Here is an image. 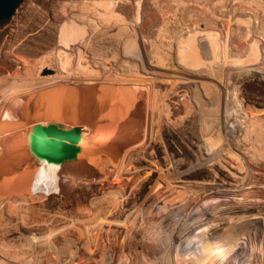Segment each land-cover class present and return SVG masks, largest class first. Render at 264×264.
Instances as JSON below:
<instances>
[{
    "label": "rangeland",
    "instance_id": "rangeland-1",
    "mask_svg": "<svg viewBox=\"0 0 264 264\" xmlns=\"http://www.w3.org/2000/svg\"><path fill=\"white\" fill-rule=\"evenodd\" d=\"M263 33V0H23L0 137L142 135L64 195L0 191V264H264Z\"/></svg>",
    "mask_w": 264,
    "mask_h": 264
},
{
    "label": "bare ground",
    "instance_id": "bare-ground-1",
    "mask_svg": "<svg viewBox=\"0 0 264 264\" xmlns=\"http://www.w3.org/2000/svg\"><path fill=\"white\" fill-rule=\"evenodd\" d=\"M70 124L79 125L80 122ZM104 124L101 123L100 125L104 126ZM32 126H29V128ZM25 129L27 130V128H23L0 137V191H7L8 194L19 189L18 192L26 191L30 193L37 189H43L47 192V189H49V183L44 187L40 184L33 185V182L30 181L32 175L28 171L25 172L26 166L22 164L25 162L22 159L25 152L22 147L23 143L21 144L27 136L26 133L29 132ZM64 129L73 133L80 152L78 154L80 156L68 161L66 163L67 167L58 171L59 183H62L60 186L64 193L74 187L77 180L83 177L97 159L113 152L125 150V148L139 141L142 135L141 130H136L131 134L90 137L82 134L78 127H64Z\"/></svg>",
    "mask_w": 264,
    "mask_h": 264
},
{
    "label": "water",
    "instance_id": "water-1",
    "mask_svg": "<svg viewBox=\"0 0 264 264\" xmlns=\"http://www.w3.org/2000/svg\"><path fill=\"white\" fill-rule=\"evenodd\" d=\"M23 0H0V26L5 24L16 12ZM52 69H44L42 75L53 74ZM71 88L81 87L84 90L86 83L68 84ZM89 93V92H88ZM29 131L24 141L21 142L25 154L22 164L26 166V171L32 176L30 181L40 186H47L46 194L56 193L64 195L59 183L58 171L66 168L67 162L76 159L79 152L78 142L74 139L73 133L55 121L46 125L35 124L26 127ZM48 176V177H47ZM50 180V182H49ZM57 180V181H56ZM45 193V192H44Z\"/></svg>",
    "mask_w": 264,
    "mask_h": 264
},
{
    "label": "trees",
    "instance_id": "trees-1",
    "mask_svg": "<svg viewBox=\"0 0 264 264\" xmlns=\"http://www.w3.org/2000/svg\"><path fill=\"white\" fill-rule=\"evenodd\" d=\"M100 162H101V160L97 159L96 162L93 164V166L90 169H93L95 166L99 165Z\"/></svg>",
    "mask_w": 264,
    "mask_h": 264
}]
</instances>
